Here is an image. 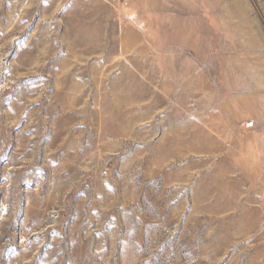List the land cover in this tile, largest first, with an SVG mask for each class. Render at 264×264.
I'll use <instances>...</instances> for the list:
<instances>
[{
    "label": "rangeland",
    "instance_id": "rangeland-1",
    "mask_svg": "<svg viewBox=\"0 0 264 264\" xmlns=\"http://www.w3.org/2000/svg\"><path fill=\"white\" fill-rule=\"evenodd\" d=\"M0 264H264V0H0Z\"/></svg>",
    "mask_w": 264,
    "mask_h": 264
}]
</instances>
